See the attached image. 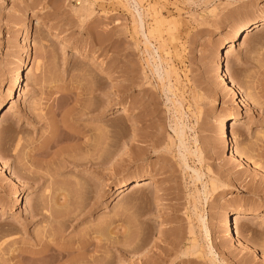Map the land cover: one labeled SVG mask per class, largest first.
Returning <instances> with one entry per match:
<instances>
[{"label":"rangeland","instance_id":"374dc122","mask_svg":"<svg viewBox=\"0 0 264 264\" xmlns=\"http://www.w3.org/2000/svg\"><path fill=\"white\" fill-rule=\"evenodd\" d=\"M139 1L0 0V101L26 66L0 109V264H264V29L224 54L251 108L215 68L264 0ZM232 113L238 160L218 131Z\"/></svg>","mask_w":264,"mask_h":264},{"label":"bare ground","instance_id":"6f19581e","mask_svg":"<svg viewBox=\"0 0 264 264\" xmlns=\"http://www.w3.org/2000/svg\"><path fill=\"white\" fill-rule=\"evenodd\" d=\"M126 3H127V0H125ZM133 4L135 5V7H140V1L139 0H132ZM86 3V2H85ZM84 4V3H83ZM83 7V8H82ZM87 7H89L86 4H84V6L82 5L81 8H79V11L78 13H82V15H84L86 12H87ZM78 10V9H77ZM142 10V8H141ZM76 11V10H75ZM74 11V12H75ZM144 11V10H142ZM147 11V9L145 10ZM148 12V11H147ZM77 13V14H78ZM136 13H138V11L136 10ZM152 13H154V10H152ZM157 13L155 12V15ZM80 15V14H79ZM138 18H139V22L142 21V18L140 16V14L138 13ZM137 22V21H136ZM156 22L157 24H160L161 23V20L160 19H156ZM256 29H264V17L260 18V19H257V20H248V21H245L243 22L242 24H240L234 31V33L232 34V36L230 37V39H228L227 41H225L224 43H222V45L219 46V48L217 49L216 51V56H217V60H216V63H215V68L217 69L218 73H219V76H220V80L226 84L227 88H229L230 90H232L233 94H234V97H235V100H236V103L241 106V107H248V108H251L250 104L246 101V99L244 98V96L240 93V91L238 90V88L236 87V85L234 84L233 80L231 79V77L227 74V72H225L224 70V54L228 51V49L232 46H234L235 44L239 43L240 39L242 38V36L245 34V33H249L253 30H256ZM27 39V32L25 33L24 35V38H23V42H25V40ZM77 53H74V56L73 58L77 59L78 58V54L76 55ZM26 71V66H25V63L20 67L19 71L16 73V78H15V81L13 83V87L11 89V91L9 92L8 96L6 99L0 101V109H3L5 108L8 104L10 103H13L14 102V99H15V94L18 92L21 91L22 89V85L24 83V79H25V76H24V73ZM129 108L128 107H122V108H119L118 109V116H125L129 113ZM241 118V115L238 114V113H232L230 115H228L227 117H224L222 119V121L219 123V126H218V131L219 133H221V136H222V139H224V141L228 142L227 143V150H229V154L231 157H233L234 159L238 160L239 157L238 155H236V152H234V141L231 140L232 138V134L230 133V131L228 130V126H229V123H231V125H235L237 120ZM74 128H71L70 130L72 131ZM76 130V129H74ZM72 133V132H71ZM75 133V134H74ZM72 133L73 136L75 137L74 139H79L80 137H84L85 140L82 144L81 147H83L85 150H83V148H80L82 149L83 151H85L87 154L88 152H90V149L93 148L92 145H93V142L91 143V140L94 139L93 135L91 134V137L90 136V133L88 134H85V133H80V132H74ZM104 131H103V134H102V137L106 139V136H104ZM102 138V139H103ZM100 138L99 142H100V145L101 147L99 146V149L97 150V157L96 159L99 161V163H103L106 159L105 157L107 158V153H106V144L104 143L105 140H102ZM104 141V142H103ZM102 143V144H101ZM99 145V144H98ZM75 147V146H74ZM78 147V146H77ZM80 147V146H79ZM70 148V147H68ZM73 147H71L70 150H74L72 149ZM76 149V147H75ZM2 162H0L1 164ZM156 183V180L154 178H148V179H143L141 181H134L132 183L133 187H131V190L133 191H138V190H143L149 186H151L152 184ZM124 186H126V183H121L119 185V189L123 188ZM3 214L1 209H0V215ZM234 216L233 220H240V219H243V214L242 213H239V212H234V213H230L228 212L226 214V218L223 222V226L224 228L227 230V232L230 233V230H231V221H232V217ZM201 222V225L203 226V220L200 221ZM203 228V227H202ZM145 230V229H143ZM142 232V231H141ZM140 234V233H139ZM143 234H144V231H143ZM141 237V234L138 238V240L140 239ZM143 238V237H142ZM140 241V240H139ZM195 242V241H194ZM196 243V242H195ZM141 244V243H139ZM135 245H138L137 243ZM194 245V244H192ZM133 247V252L137 251L139 252L141 249H138L139 248V245L136 246V250H135V247ZM200 246H197V245H194L193 247L191 246V248L189 249V252H192V253H197L199 254L200 251L202 252L203 250H200L199 248ZM129 251L126 250V252L130 251V247H128ZM142 248V246H141ZM202 249V248H201ZM139 250V251H138ZM143 250V249H142ZM141 250V252H142ZM151 251V250H150ZM149 251V252H150ZM132 252V253H133ZM148 252V251H146ZM136 253V252H135ZM204 252L201 253L202 256ZM141 255V257H139L140 255H137V256H134L132 255L131 257L128 258V260H126L127 262H129L130 264H138V262H144L147 260V256H148V253H146V255L144 256L145 252L143 253H139ZM188 255V254H187ZM193 255V254H192ZM200 255V254H199ZM200 255V256H201ZM194 256V255H193ZM141 258V259H140ZM149 259V258H148ZM126 261H123V263H125ZM137 262V263H136ZM142 262V263H143ZM148 262V261H147ZM122 263V264H123ZM127 264V263H126Z\"/></svg>","mask_w":264,"mask_h":264}]
</instances>
